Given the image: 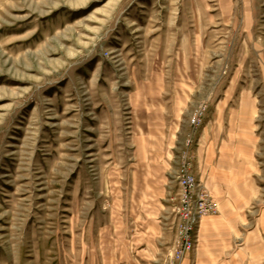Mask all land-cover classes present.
Segmentation results:
<instances>
[{
  "label": "rangeland",
  "instance_id": "obj_1",
  "mask_svg": "<svg viewBox=\"0 0 264 264\" xmlns=\"http://www.w3.org/2000/svg\"><path fill=\"white\" fill-rule=\"evenodd\" d=\"M250 52L264 60V0H0V264H264V80ZM231 81L262 110L235 125L257 134L254 199L242 179L230 205L244 216L219 214L195 163ZM159 108L181 125L156 185L141 147L156 155L144 120L156 132ZM186 159L219 207L206 241L227 245L204 263L173 257Z\"/></svg>",
  "mask_w": 264,
  "mask_h": 264
},
{
  "label": "crops",
  "instance_id": "obj_2",
  "mask_svg": "<svg viewBox=\"0 0 264 264\" xmlns=\"http://www.w3.org/2000/svg\"><path fill=\"white\" fill-rule=\"evenodd\" d=\"M244 56L246 58L252 56L256 59V63L261 68V72H263L264 80V64L262 63L264 60L259 59L261 55L256 52H250L249 55L245 53ZM250 63L251 60L247 61L245 59L242 62L240 61L237 64L239 66L235 69L239 73V70L243 71L246 67L250 68ZM237 72L235 73L237 74ZM239 77L238 74L236 80H239ZM237 82L231 81V83L223 87L224 90L222 89L220 94L218 92L217 96L212 98L211 113L207 114L200 126L199 142L196 148L195 163L196 169L200 174V180L220 203L222 209L219 214L221 216L245 215L244 212H238L236 208H230V205H232L231 202L234 201L235 195L241 191V188H238V186L240 187V181L245 179L249 183L248 179L255 175L251 172V169L255 167L253 153H255L256 145L252 146L251 137L255 138L257 134L248 129V131L243 130L242 135H240L235 125L238 122L245 124L246 121V126L249 127L252 122H256L258 111L262 112V110L257 106L258 102L253 97L254 87L246 86L243 87L242 91L238 92L239 84ZM236 93L238 94V99L235 98ZM178 121L176 115L164 114L160 108L156 110V132L154 130L155 127L150 125V119L144 120V135L156 137V155L153 153L155 144L148 149L141 147L143 148L142 152L145 153L143 163L148 162L150 163L149 166L156 164V185L164 182L163 176L167 167L165 158L169 156V150L176 144V140L173 139L176 138L178 126L181 125ZM149 130L154 131L149 132ZM240 136L248 139H245V142L242 143ZM165 137L169 138L164 142ZM138 148L134 149V152ZM134 162L140 163L137 160ZM149 166L147 165L146 168L148 167L149 169ZM161 170L163 171L162 173ZM246 182L243 193L248 192L245 199L251 201L254 199L252 196L253 189L250 188V183L247 184ZM236 188L237 190H235ZM249 194L251 195L249 196ZM243 197L241 196V198ZM214 221H212V217H208L200 222L196 250L187 256L185 262L191 260L194 262L203 261L202 263H204L207 259L210 260L214 257L218 259L217 257L221 255L226 256L227 245L223 241H206L207 234L211 235L217 232L218 227L215 226ZM220 245L224 247L221 248ZM217 249H220L218 254L214 253Z\"/></svg>",
  "mask_w": 264,
  "mask_h": 264
},
{
  "label": "built area",
  "instance_id": "obj_3",
  "mask_svg": "<svg viewBox=\"0 0 264 264\" xmlns=\"http://www.w3.org/2000/svg\"><path fill=\"white\" fill-rule=\"evenodd\" d=\"M196 121V117L194 120ZM191 163L185 160V168L180 177L182 187V209L181 222L176 229V241L174 259L181 263L184 258L194 251L196 236L195 231L199 222L213 215L218 214V204L202 188L197 189L194 177L189 173Z\"/></svg>",
  "mask_w": 264,
  "mask_h": 264
}]
</instances>
